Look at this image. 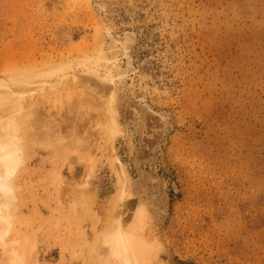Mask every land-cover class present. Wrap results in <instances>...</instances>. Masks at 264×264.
<instances>
[{"label": "rangeland", "instance_id": "374dc122", "mask_svg": "<svg viewBox=\"0 0 264 264\" xmlns=\"http://www.w3.org/2000/svg\"><path fill=\"white\" fill-rule=\"evenodd\" d=\"M108 30L136 36L124 77ZM45 68L18 113L25 264H100L96 234L139 210L147 264H264V0H0V81Z\"/></svg>", "mask_w": 264, "mask_h": 264}, {"label": "bare ground", "instance_id": "6f19581e", "mask_svg": "<svg viewBox=\"0 0 264 264\" xmlns=\"http://www.w3.org/2000/svg\"><path fill=\"white\" fill-rule=\"evenodd\" d=\"M107 42L108 47L113 50L114 54L112 65L115 67L116 71L124 77L125 74L130 71V68L127 67L126 70L121 71L119 61H121L122 57H125L127 52L136 44V36L129 31L117 33L113 30H108ZM50 73L51 71L48 68L42 69L40 73H36L34 70H23L15 74L13 73V76H10L9 78L11 80L9 83L5 80L0 81V131L2 132L0 134V249L5 250L3 256L0 257V264H25V255L19 246L20 242L18 237L16 238L15 234L13 235L14 237H11L13 232L11 210L14 209L17 199L14 179L19 172L21 165L24 163L23 136L19 134L24 128V124L19 119L20 117L18 113L24 105V95L27 92L35 90L41 81L49 77ZM104 83H107L106 85L108 86L109 83L115 84L116 81H114L113 78H104ZM108 99L109 100H107L108 102L106 101V104L111 113V117L107 128L109 129L110 134L112 132L115 134L117 132V126L115 118L112 115V100L111 97ZM30 106L32 107L33 104H30ZM36 110L38 109L36 108ZM29 111L30 110L27 109L28 113ZM39 113L34 114L38 116ZM31 114L33 113L31 112L29 114L32 119L36 117L34 114L31 116ZM27 115L26 117H29V115ZM24 118L22 119L25 120ZM29 118L26 120H28V122L30 120L31 123L32 119ZM38 118H42V115ZM38 118L35 119L39 126L41 124H39L41 119L39 120ZM32 121L33 124H36L34 120ZM46 121L48 120H45V123L42 122L41 126L37 129L36 127H33L34 125L32 123H29L34 128L32 130L35 131L36 129L35 132L31 131L33 132L32 134L35 133L36 135L37 133L38 136H36L38 137L37 140L40 145L58 151L61 149V143L63 141H74V139L70 137L71 133H68V138H63L66 134L63 133L64 136L63 134L62 136H60L61 134L58 135L60 132L58 131L59 133H55L57 131L54 132L52 127L50 128L51 124L48 125ZM73 126L75 127V125ZM29 136L30 135L28 134V137ZM121 188V192L119 193L120 196L117 198L123 200L121 198L126 196L127 188L125 185ZM143 218L144 216L141 210H139L132 219L127 218V222H123L119 217L114 218L115 220L111 221V224H109L104 231L96 234L91 246H89V251L86 253V259L93 263L95 261L100 264H147L149 256L151 255V249L141 237L140 228L143 226ZM131 220L132 222L128 224V221ZM33 244L32 246L30 245L31 248L29 247L30 249L28 251L34 250L35 245Z\"/></svg>", "mask_w": 264, "mask_h": 264}]
</instances>
